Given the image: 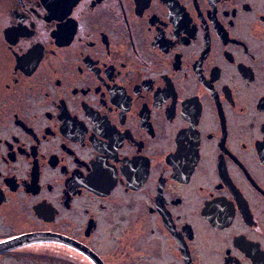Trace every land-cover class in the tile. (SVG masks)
Listing matches in <instances>:
<instances>
[{
  "label": "flooded vegetation",
  "instance_id": "flooded-vegetation-1",
  "mask_svg": "<svg viewBox=\"0 0 264 264\" xmlns=\"http://www.w3.org/2000/svg\"><path fill=\"white\" fill-rule=\"evenodd\" d=\"M0 264H264V0H0Z\"/></svg>",
  "mask_w": 264,
  "mask_h": 264
}]
</instances>
